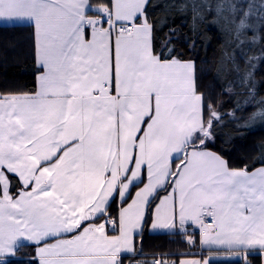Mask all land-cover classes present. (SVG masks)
<instances>
[{
	"label": "snow or ice",
	"instance_id": "obj_1",
	"mask_svg": "<svg viewBox=\"0 0 264 264\" xmlns=\"http://www.w3.org/2000/svg\"><path fill=\"white\" fill-rule=\"evenodd\" d=\"M151 6L0 0V21L34 25L41 69L35 91L0 93V264L25 240L38 264H122L156 199L152 229L187 233L194 224L210 253L264 259V166L231 168L208 150L218 114L197 91L194 62L154 50ZM179 7L194 22L214 10L240 43L254 10L264 13V3L231 0ZM249 119L264 122V108Z\"/></svg>",
	"mask_w": 264,
	"mask_h": 264
},
{
	"label": "trees",
	"instance_id": "obj_2",
	"mask_svg": "<svg viewBox=\"0 0 264 264\" xmlns=\"http://www.w3.org/2000/svg\"><path fill=\"white\" fill-rule=\"evenodd\" d=\"M190 0H150L149 20L155 25L153 47L164 57L171 53L183 61H194L197 67L198 90L219 119L213 120L212 138L208 149L225 158L231 168L255 170L264 166V122L250 117L264 108V13L254 10L252 28L237 42L232 26L214 10L194 22L191 9L179 6ZM215 4L217 0H204ZM246 7H259L264 0H231ZM171 41L169 45L168 42ZM165 45L168 50L165 51ZM254 58V59H250ZM40 72L35 57V35L32 25L0 26V93L30 92L37 89ZM251 73V77L247 76ZM207 117L208 112L205 111ZM258 121V122H256ZM171 189L160 190L163 197ZM137 189L132 190V194ZM156 199L151 207L158 204ZM117 200L112 207L118 210ZM152 214L148 213L145 230L137 239L138 255L122 258V264H152L155 254L195 252L182 234H150ZM33 245H23L10 264H38ZM176 259V260H177ZM256 264L261 257L249 256ZM211 264H243L241 261L212 262Z\"/></svg>",
	"mask_w": 264,
	"mask_h": 264
},
{
	"label": "crops",
	"instance_id": "obj_3",
	"mask_svg": "<svg viewBox=\"0 0 264 264\" xmlns=\"http://www.w3.org/2000/svg\"><path fill=\"white\" fill-rule=\"evenodd\" d=\"M91 2L93 4H100V3H103L104 0H91ZM89 14L90 15H96L95 13H92V12H90ZM149 22H150V20H149ZM16 25H32L34 27V25L31 24V23H29V22H23L22 21V22L13 23V22H7V21H0V26H16ZM106 27H107V25H106ZM34 35H35V28H34ZM35 57H36V64H37L38 68L40 69L39 64H38V59H37L36 39H35ZM191 62H194V61H191ZM194 66H195V82H196V88H197V91L199 92V90H198V83H197V67H196L195 62H194ZM40 71H41V69H40ZM39 75H40V72H39V74L37 76V87H38V82H39ZM208 150L209 151H212L210 149H208ZM212 152H214V151H212ZM216 154H218V153H216ZM142 186L143 185H141V187ZM170 191H171V189H170ZM170 191L166 195H168L170 193ZM134 194H135V192H134ZM134 194H133V196H134ZM166 195H164V196H166ZM147 215H148V211L146 209V211H145V219H144V222H143V226L140 229L137 230L136 235H135V251L133 253H122L121 254V261H122V258H124V257L138 255V251L139 250H138V246H137V239L139 238V236H141L143 234V232L145 230V222H146ZM153 218H154V209H153V213H152V220H153ZM206 222L211 223L212 222L211 221V218L210 217L206 218ZM151 223H150V226L148 228V231H149L150 234H182V235L185 236V239H186L187 236H189L190 234H192L194 236V240H195V236H198V249H196L197 251H195V252H189V253H186V254H179L178 255V259L176 258L177 260H182V259H185V258L208 259L209 256H211V259L209 260V264H211L212 262L240 261L239 260V257L226 255L223 251H220L219 254H217L216 251H213V252L210 253L208 251V249H207L206 246H201L200 245V239H201V231L202 230L197 225L189 224L188 231H187V233H185V232L181 231L178 228L177 229H152L151 228ZM106 230H107V226H106ZM108 234L109 235H113V234H116V233L109 232L108 231ZM49 242L50 243H53L55 241L52 240V241H49ZM23 245H33V246H35V250H36V245L34 243H32V242H29V241H26L25 240V241H23ZM19 249H20V247L17 249V251H16V253H15L14 256L6 257V259L9 260V259H12V258H16L17 255H18ZM168 254H171V253H168ZM36 259L38 261V258L37 257H36ZM256 264H264V259L261 258L259 260V262H257V260H256Z\"/></svg>",
	"mask_w": 264,
	"mask_h": 264
},
{
	"label": "built area",
	"instance_id": "obj_4",
	"mask_svg": "<svg viewBox=\"0 0 264 264\" xmlns=\"http://www.w3.org/2000/svg\"><path fill=\"white\" fill-rule=\"evenodd\" d=\"M105 26H106V24H105ZM107 230H108L109 232H113V231L111 230V228H108V227H107ZM190 236H192V238L194 239V236H193L192 234H190ZM187 237H188V236H187ZM187 237H186V241L188 242ZM188 243H189V242H188ZM189 244H190V243H189ZM160 259H163V260H173V261L176 260V259L173 257L172 254H168V253H159V254H157V255L154 256V258H153V260H152V264H153V261H155V260H160Z\"/></svg>",
	"mask_w": 264,
	"mask_h": 264
},
{
	"label": "rangeland",
	"instance_id": "obj_5",
	"mask_svg": "<svg viewBox=\"0 0 264 264\" xmlns=\"http://www.w3.org/2000/svg\"><path fill=\"white\" fill-rule=\"evenodd\" d=\"M256 122H258V121H256ZM211 138H212V135H211Z\"/></svg>",
	"mask_w": 264,
	"mask_h": 264
}]
</instances>
